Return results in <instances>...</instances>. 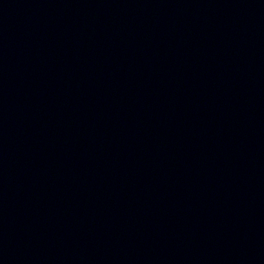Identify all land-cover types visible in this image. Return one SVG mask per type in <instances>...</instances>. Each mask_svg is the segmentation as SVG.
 Here are the masks:
<instances>
[{"label":"water","instance_id":"95a60500","mask_svg":"<svg viewBox=\"0 0 264 264\" xmlns=\"http://www.w3.org/2000/svg\"><path fill=\"white\" fill-rule=\"evenodd\" d=\"M68 264H264V0H64Z\"/></svg>","mask_w":264,"mask_h":264}]
</instances>
